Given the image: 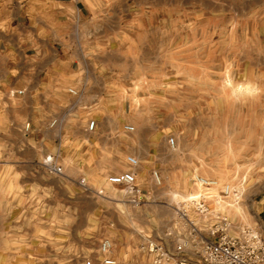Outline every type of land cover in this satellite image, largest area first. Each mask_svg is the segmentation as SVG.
<instances>
[{
    "label": "rangeland",
    "instance_id": "obj_1",
    "mask_svg": "<svg viewBox=\"0 0 264 264\" xmlns=\"http://www.w3.org/2000/svg\"><path fill=\"white\" fill-rule=\"evenodd\" d=\"M88 1L108 10L89 48L105 95L57 127L24 121L21 93L0 106V264H149L145 237L209 181L240 191L229 215L264 238V0ZM129 155L140 204L117 181Z\"/></svg>",
    "mask_w": 264,
    "mask_h": 264
},
{
    "label": "crops",
    "instance_id": "obj_2",
    "mask_svg": "<svg viewBox=\"0 0 264 264\" xmlns=\"http://www.w3.org/2000/svg\"><path fill=\"white\" fill-rule=\"evenodd\" d=\"M89 4L88 0L0 1V106L4 111L15 110L10 92L22 90L18 96L24 121L33 127H57L56 115L64 111L71 117L79 110L82 96L105 95L106 70L101 71L99 64L104 65L106 57L90 54L89 48L95 42L96 20L108 15V10Z\"/></svg>",
    "mask_w": 264,
    "mask_h": 264
},
{
    "label": "built area",
    "instance_id": "obj_3",
    "mask_svg": "<svg viewBox=\"0 0 264 264\" xmlns=\"http://www.w3.org/2000/svg\"><path fill=\"white\" fill-rule=\"evenodd\" d=\"M16 92L23 91H12V94ZM94 126L95 121H91L89 128ZM126 129L132 130L133 127L126 126ZM168 142L175 145L174 138ZM127 163L129 169L120 172L117 181L124 186L131 201L140 204L144 198L136 176L140 160L129 155ZM205 185V193L188 197L182 207L178 206V219L169 224L163 237H145L141 250L149 257V264H264L262 234L255 227L232 218L226 209L230 204L226 205V199L235 197V203H238L242 196L240 191L225 185L214 194L211 188L216 183L209 181ZM190 209L195 210L197 218L190 216ZM110 248L111 242L105 240L101 251L106 255ZM102 262L116 263L108 256ZM86 264H93V261L87 260Z\"/></svg>",
    "mask_w": 264,
    "mask_h": 264
}]
</instances>
